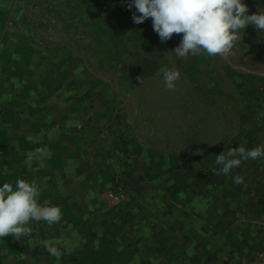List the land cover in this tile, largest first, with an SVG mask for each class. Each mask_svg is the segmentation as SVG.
<instances>
[{"label":"crops","instance_id":"0c3cea01","mask_svg":"<svg viewBox=\"0 0 264 264\" xmlns=\"http://www.w3.org/2000/svg\"><path fill=\"white\" fill-rule=\"evenodd\" d=\"M243 2L249 15L264 9V0ZM51 3L0 0V186L35 181L38 203L62 216L30 221L18 240L0 238V264L262 260L264 159L216 175L215 157L264 144V32L249 25L236 41L244 53L230 64L242 92L237 135L202 157L165 153L142 138L113 88L54 41ZM37 149L51 155L29 166ZM45 241L62 255H50Z\"/></svg>","mask_w":264,"mask_h":264},{"label":"rangeland","instance_id":"374dc122","mask_svg":"<svg viewBox=\"0 0 264 264\" xmlns=\"http://www.w3.org/2000/svg\"><path fill=\"white\" fill-rule=\"evenodd\" d=\"M53 1L54 41L67 44L88 73L113 88L152 147L202 157L237 135L243 125L242 92L231 78L230 64L242 61L244 53L236 42L227 58L205 53L180 58L172 51L183 34L161 42L151 18L135 24L136 9L129 10L122 0ZM161 67L180 71L174 90L157 74ZM260 257L243 264H264V250Z\"/></svg>","mask_w":264,"mask_h":264},{"label":"clouds","instance_id":"9594fccd","mask_svg":"<svg viewBox=\"0 0 264 264\" xmlns=\"http://www.w3.org/2000/svg\"><path fill=\"white\" fill-rule=\"evenodd\" d=\"M122 3L129 10L136 9L132 13L135 24L151 18L153 30L161 42L169 41L173 34L182 33L179 45L172 51L180 58L201 53L227 58L239 39L238 34L249 25L264 32V9L249 15L248 5L243 0H122ZM157 74H162L168 90L175 89L181 75L178 69L168 67H161ZM44 155L50 156L51 153L37 149L35 153L27 154L26 163L31 166L34 158ZM258 159H264V144L251 149L244 146L229 148L215 157V163L220 166L216 175H228L242 162ZM233 182L243 184L244 177L236 175ZM39 195L40 189L35 181L17 179L15 188L8 182L0 186V238L12 236L18 240L30 235V221L43 220L49 225L60 222V207L47 201L40 205L37 201ZM44 247L50 255H62L47 241Z\"/></svg>","mask_w":264,"mask_h":264}]
</instances>
